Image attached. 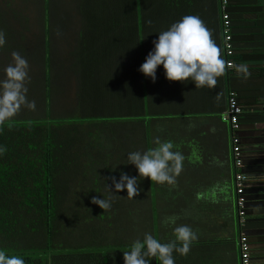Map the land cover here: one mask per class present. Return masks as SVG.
Here are the masks:
<instances>
[{"label":"trees","instance_id":"1","mask_svg":"<svg viewBox=\"0 0 264 264\" xmlns=\"http://www.w3.org/2000/svg\"><path fill=\"white\" fill-rule=\"evenodd\" d=\"M225 1L224 11L230 22L233 45L231 58L235 64L260 62L259 53L246 59L239 56L241 41L237 39L256 31L252 27L264 28V0ZM107 3H110L109 11L114 13L112 0ZM104 4L105 1L100 0L102 9ZM144 6L149 16H161L165 4L160 0ZM253 10L259 11L258 18L244 16ZM214 11L219 18L218 30H215L221 34V0ZM0 30L6 37V44L0 50L6 51L10 48L7 44L18 40L19 35L6 18L0 21ZM125 30L131 31L124 25V33ZM128 39L127 45L122 42L121 50L108 49L111 46H102V50H93L91 45L79 47L72 64L58 66L46 51H39L34 36L27 41L41 59L34 65L39 79L38 91L54 78L69 76L72 83L65 94L69 100L66 102L63 96L61 104L72 107V114L54 118L51 112L46 115L40 109L42 116L20 114L0 126V147L7 149L0 155V249L22 257L25 264H124L123 252L129 251L134 241H142L145 233L167 243L174 239L173 228L185 225L187 213L178 205L177 195L173 196L176 201H168L169 196L162 194L161 186L148 178H139L135 166L128 164V153L151 148L147 131L149 94L145 93L150 84L149 78L138 70L145 61L142 56L145 53L135 50L138 48L136 38ZM233 74L235 71L230 68V77L243 79ZM242 120L243 110L239 116V121ZM132 121L139 123L132 128L124 127ZM121 173L137 177L142 193L128 199L126 190L109 192L106 185L115 191L110 178L118 181ZM234 190L230 220H234V231L241 234L254 225L251 221L255 216L251 209L253 204L249 201L253 199L246 193L245 183L241 194L236 192L235 182ZM110 196L108 211L91 203L92 197L107 200ZM238 196L244 198L241 207L237 203ZM129 203L132 204L130 209ZM136 206L141 207L144 216L146 228L141 233L129 231L134 228L129 219L135 214ZM239 211H243V225ZM193 214L191 211L192 218ZM171 216L179 217L174 225L161 224L163 218ZM246 236L247 242H251L248 234ZM173 257L175 264H191L186 259L189 256L174 251ZM150 264L160 262L152 259Z\"/></svg>","mask_w":264,"mask_h":264},{"label":"crops","instance_id":"2","mask_svg":"<svg viewBox=\"0 0 264 264\" xmlns=\"http://www.w3.org/2000/svg\"><path fill=\"white\" fill-rule=\"evenodd\" d=\"M104 1L102 9L100 0H27L36 6V12L28 18L34 20L33 25L30 24L34 28L28 33L34 36L39 51H46L56 66L72 64L79 47L91 45L93 50H102V46H111L108 49L121 50L124 44L127 45L128 38H136L138 48L135 50L144 52L142 56L146 57L160 32L185 15H197L212 31L213 39L226 59L220 31L216 33L219 18L214 10L218 7V0H162L165 7L161 16H149L144 6L160 0H112L114 13L109 11L108 0ZM98 8L102 12H98ZM257 13L259 11L244 16L256 19ZM124 25L131 31L125 30L124 33ZM252 29L256 31L237 39L241 41L238 43L239 56L246 59V56L259 53L261 57L260 62L237 63L248 65L251 75L247 79L230 77L229 68L218 78L216 88L195 89L191 81H168L162 65L156 70L155 86L148 79L151 86L145 93L149 94V146L155 147L153 141L162 135L161 141H172L178 146L173 150L180 151L185 157L175 186L155 185L163 188V195H177L178 205L187 213L185 225L197 233L198 240L193 242L186 258L191 264H240L239 233L234 231V220H230L236 170L230 129L220 118L230 90L236 93L242 104L240 170L246 175V193L255 202L249 200L253 204L251 209L255 216L251 221L254 225L242 233L248 234L251 240H248L250 264H264V28ZM27 30L24 26L23 31ZM24 32L18 34L19 42L14 40L20 51L27 44ZM233 75L238 76L236 72Z\"/></svg>","mask_w":264,"mask_h":264},{"label":"clouds","instance_id":"3","mask_svg":"<svg viewBox=\"0 0 264 264\" xmlns=\"http://www.w3.org/2000/svg\"><path fill=\"white\" fill-rule=\"evenodd\" d=\"M5 44V33L0 30V48H3ZM153 45V49L138 69L153 83L156 80V70L161 65L168 81L180 83L191 81L195 89L216 88L218 78L224 76L229 68L244 79L251 75L247 64H234L223 58L222 50L213 39L212 31L197 15L183 16L167 30L160 32L158 38L153 41ZM11 61L3 70L4 79L0 80V126L10 122L23 108L30 111L36 110L35 101H29L27 98L26 85L30 79L27 59L13 51ZM219 95L217 93V99ZM153 143L156 146L144 152L128 153V164L135 166L141 179L148 178L158 185L175 186L176 178L183 169L184 155L178 150H173L178 146L172 141H161L157 137ZM6 151V148L0 147V155ZM110 179L115 191L106 185L109 192L115 194V192L126 190L128 199L139 195L137 177L121 173L118 181L115 177ZM91 203L98 205L103 211H108L111 208V196L107 200L92 197ZM177 219H179L177 216L165 217L161 224L174 225ZM239 221L243 225V216H240ZM173 235V240L161 243L152 234L145 233L142 241H134L130 250L123 252L124 264H150L152 259L158 260L160 264H175L173 252L187 256L193 242L198 240V236L188 225L174 227ZM0 264H25V260L0 249Z\"/></svg>","mask_w":264,"mask_h":264},{"label":"rangeland","instance_id":"4","mask_svg":"<svg viewBox=\"0 0 264 264\" xmlns=\"http://www.w3.org/2000/svg\"><path fill=\"white\" fill-rule=\"evenodd\" d=\"M98 12H101L100 9H97ZM36 12V6L34 3L29 4L27 0H0V17L1 20H4L5 18L12 24L14 29L16 28V33L21 34L24 31V26L28 29L25 33V39L24 41L27 42L29 39H32V37L29 35V29L30 32H32V29L34 28L33 23L34 20L28 19ZM62 13V12H61ZM28 19V21H27ZM0 20V21H1ZM29 22V23H28ZM31 24V25H30ZM36 28V26H35ZM12 32H15L12 30ZM20 39V38H19ZM18 39V42H19ZM18 42H13L12 44H7L10 48L8 50H0V80L4 79V68L11 62V53L12 49L17 48L18 51H15L20 53L21 56L27 59L29 70H28V76H29V82L27 83V98L29 101H35L36 103V110L30 111L27 108H23L21 112L18 114L27 115L28 117H39L42 116V113H40V109L43 110L44 114L54 116V118L58 117H67L66 115H71V109L72 107L64 106L61 104L62 97L66 98V102H68V96L65 94L69 92V84L71 85L72 81H70L68 78L64 76H60V78H54L52 81H49L47 84L44 83L43 90L40 92L38 91V82L39 79L36 76L37 69L34 65H38L37 63H40L41 59L40 57H37L36 55V49L34 46L32 47V43L26 44L22 51L19 50V44ZM32 61V62H30ZM53 70H57V67H54ZM40 71V69H39ZM54 74V71H53ZM38 79V81H37ZM152 86H155V83L152 82ZM71 102V100H70ZM72 103V102H71ZM148 110V109H147ZM148 118H150V114H148ZM130 124H124V127H127V125L132 128L134 124H137L139 122H129ZM160 140L163 139V136H158ZM174 140V138H173ZM125 192V190L120 191ZM142 193V190L139 189V194ZM173 196L168 197V201H176L173 200ZM174 203V202H173ZM172 203V204H173ZM138 205V204H135ZM133 205V206H135ZM140 206V205H139ZM132 207V204L129 203L128 208L130 209ZM137 210H135L134 215H130V226L134 225V228H130L129 231H134L137 233H141L146 227L144 222V216L143 211L141 207H137ZM139 208V209H138ZM126 210V204L122 206V216L125 217L124 213ZM172 211H175L172 209Z\"/></svg>","mask_w":264,"mask_h":264},{"label":"built area","instance_id":"5","mask_svg":"<svg viewBox=\"0 0 264 264\" xmlns=\"http://www.w3.org/2000/svg\"><path fill=\"white\" fill-rule=\"evenodd\" d=\"M226 1L221 0L222 9V47L225 55V60L234 63L232 57L233 45L232 36L230 32V22L227 13L224 11V4ZM235 64V63H234ZM242 113V106L237 99V95L234 91L230 90L227 96L226 107L222 111L220 118L223 122L227 123L230 129V140L233 157V165L235 167L234 182L235 189L238 194L242 193L243 185L246 180V175L240 170L242 166V146L240 143L239 129L240 121L239 116ZM244 198L238 196L237 203L241 207L243 206ZM242 216L243 211H239ZM240 251V264H250V248L247 242V238L244 233H241L238 241Z\"/></svg>","mask_w":264,"mask_h":264}]
</instances>
